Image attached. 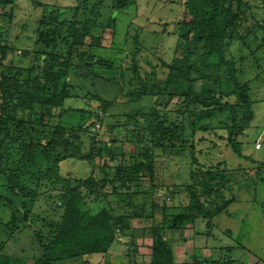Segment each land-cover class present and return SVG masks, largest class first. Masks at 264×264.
Segmentation results:
<instances>
[{
    "label": "rangeland",
    "instance_id": "rangeland-1",
    "mask_svg": "<svg viewBox=\"0 0 264 264\" xmlns=\"http://www.w3.org/2000/svg\"><path fill=\"white\" fill-rule=\"evenodd\" d=\"M188 1L136 0L134 7L116 13L117 35L110 29L105 32L93 31L94 36L101 38L102 45L107 47L105 51H97L98 55L116 63L117 69L105 76L116 78L121 93L114 99L115 103L107 114L100 110L101 104L94 100H81L77 103L71 101L69 106L84 110L81 111L84 126L95 122L92 138H95L96 147L90 148L93 155L99 149V141H103L111 144L109 150L114 148L118 155L123 152L124 156L117 155L114 160H110L109 155L104 154L101 159H94V163L66 160L60 165L63 176L68 174L77 180L94 176L99 182L107 180L104 196L91 209L92 213L110 210V202L113 208H117L114 210L115 215H123L126 211V208H118L117 202L120 199L109 183L115 178L117 167L129 166L131 153L145 151L146 146L136 145L133 133L129 131L133 128L140 130L141 127L128 122L126 115H132L142 108L147 111L151 107L146 101L139 105L131 103L129 94L142 93L143 86L147 89L160 88L157 90L159 92L165 89L169 74L167 68H162V63L170 65L174 59L183 58L188 51V42L181 38L183 34L180 26L184 18L188 19V13H194L195 9L203 12L209 10L207 0H195L187 9L185 6ZM251 6L250 16L254 17V21L250 22V26L257 25L258 29L255 31L262 40L253 39L248 49H244L240 43L233 44L227 53L228 58L236 62L237 68L244 71V77L237 74L239 82L242 85L250 84L252 89L249 93L253 101L252 120L244 123L247 116L241 113L236 123L249 124L244 133L236 139L233 135V141L229 140L231 125L224 122L227 115H222L212 121L211 131L193 135V108L187 112L183 108L186 116H179L180 108L186 104L187 99L161 95L159 101L167 108V112L174 119L179 117L185 125V139L189 148L195 145V153L189 149L181 153H157L158 169L153 183L150 182L149 174L145 173L142 185L132 188L129 193L128 190L121 191V195L125 197L133 194L132 199H126L133 203L134 211L144 204L146 207L144 217L130 223L132 234L117 231V240L105 255H92L60 264H152V227L164 223L161 217L157 219L154 215L153 219H148L145 216L151 214V204L160 207L166 205L169 214L174 208L176 211H183L187 207L190 195L184 188L191 184L193 153L195 156L197 154L202 165L224 162L231 170H241L233 173L232 179L237 181L232 192L236 202L229 206V214H218L209 228L206 221L201 219L184 235L180 232L173 234L175 264H203L202 259L216 261L224 256L222 248L231 246L235 248L234 257L239 264H264V3L262 0H254ZM76 7H80L77 0H16L14 4L0 7V74L12 78L21 74L27 78L38 60L49 52L39 44L43 16ZM104 16H108V12ZM71 19L72 15L68 17L69 23ZM91 42L90 38L86 39L87 44ZM58 53L62 54V48ZM241 57H244L243 62L240 61ZM103 68L97 71L104 72ZM219 74L220 80L224 82V70ZM258 78L263 79L259 81ZM206 82H196L195 89L200 91ZM210 83L216 89L214 78ZM84 86L83 89L92 95L89 84ZM150 91L153 92H147ZM67 121L75 124L80 120L73 117ZM26 132L21 137L24 141ZM258 139L260 150L255 148ZM9 141L4 135L0 136V264H36L44 254L37 237L50 239L61 223L62 197L68 192L52 181L51 174L48 173L50 167L41 163L38 150L42 144L33 142L32 147L36 149L29 154L26 147L29 146V141L19 142L16 148ZM237 143L242 157L232 147ZM104 152L107 153L105 149ZM18 153L20 157L15 159L14 156ZM14 160H17L16 163ZM37 184L39 187L35 189ZM19 186L25 188L24 195ZM174 187L178 190L173 197L171 189ZM143 193H152V197H146ZM13 214L15 226L10 225ZM168 216L172 218L171 215ZM229 231L232 232L231 237L226 234Z\"/></svg>",
    "mask_w": 264,
    "mask_h": 264
},
{
    "label": "trees",
    "instance_id": "trees-1",
    "mask_svg": "<svg viewBox=\"0 0 264 264\" xmlns=\"http://www.w3.org/2000/svg\"><path fill=\"white\" fill-rule=\"evenodd\" d=\"M194 1H188L187 9ZM253 1L207 0L209 10L203 12L195 9L194 13L189 12V18H184L180 26L183 34L181 38L188 42V51L183 58L174 59L170 65L162 63V68H167L169 74L163 92L157 91L160 88L147 89L143 86L142 93L129 94L131 103L139 105L146 101L151 107L147 111L142 108L132 115H126L128 122H134L141 127L140 130H129L133 133L134 143L146 147L143 153H131L129 166L117 167L115 178L110 180L109 184L114 187V193L120 199L117 202L118 208H126L124 214L118 216L114 212L117 208H113L111 202L110 210L105 209L97 214L91 211L104 196L107 180L99 182L94 176L85 180H77L68 174L63 176L60 165L66 160L94 163L104 154L114 160L118 155L114 148L108 149L111 147L110 143L103 141H99V149L93 155L90 148L96 147L95 138H92L95 122L84 126L81 115L84 110L69 104L71 101L77 103L81 100H94L101 104L100 110L104 114L110 112L115 103L114 99L121 93V87L114 76L105 74L113 73L117 67L113 60L103 59L98 55L97 51H105L107 47L102 45L101 38L94 36L93 31L105 32L110 29L117 35L116 13L134 7L136 0H77L80 4L78 8H68L62 13L53 12L43 16L39 44L43 50L49 52L44 54L46 56L43 59L38 60L27 78L21 74H16L13 78L0 74V136L4 135L15 148L19 142L29 141V146H26L29 154L36 149L32 147L33 142L42 144L38 150L41 163L50 167L48 173L51 174L52 181L68 192L62 197L61 223L50 239L37 237L44 254L36 264H60L92 255H105L116 242L117 231L122 234L132 231L130 223L144 217L146 207L144 204L134 211L133 203L126 199H132L133 194L125 197L121 195V191L128 190L129 193L132 188H138L142 185L145 173L149 174L150 182L153 183L158 169L157 153H181L188 149L195 153V145L189 148L185 139V125L179 120L186 116L183 108L186 112L193 108V135L211 131L212 121L222 115H227L224 122L231 125L229 140L233 135L236 139L244 133L249 124L236 123L241 113L247 116L244 123L252 120L253 101L249 96L252 89L250 84L242 85L239 82L237 74L244 77V71L237 68L236 62L229 59L227 53L233 44L240 43L244 49H248L253 39L262 40L255 31L258 29L257 25L250 26V22L254 21V17L250 16ZM15 2L16 0H0V7ZM107 12L108 16H104ZM70 15L72 19L69 23ZM87 38L92 42L87 44ZM61 48L62 54L59 55ZM243 60L244 57H241L240 61ZM101 67H104L105 73L97 71ZM222 70L224 82L220 80L219 73ZM212 78L215 80L216 89L210 83ZM261 79L263 78H258L259 81ZM196 82L206 83L197 91ZM86 83L94 96L83 89ZM161 95L187 99L186 104L180 108V118L171 117L170 112L159 101ZM73 117L80 121L75 124L67 121ZM90 118L91 116L88 119ZM24 132L25 141L21 138ZM236 145L239 143L232 146L234 152L242 157ZM103 149L107 153H103ZM194 153L190 170L191 184L184 188L190 195L187 207L182 212L174 208L169 214L166 205L160 207L151 204V214L145 216L148 219H153L154 215L157 219L161 217L164 223L152 227V264H175L172 251L175 241L173 234H184L188 229H193L201 219L206 221L209 228L218 214H229V206L236 202L232 192L237 181L232 179L233 173L241 170H231L224 162L202 165ZM118 156L123 157V152ZM18 157L20 153L14 156L15 159ZM16 161L14 160L15 163ZM38 187L37 184L35 189ZM19 188L24 195L25 188ZM171 190L174 197L176 188ZM151 194L143 193L146 197ZM14 215L10 223L12 226H15ZM226 234L232 236L231 231ZM222 249L223 257L210 262L202 259V263L239 264L234 257V247Z\"/></svg>",
    "mask_w": 264,
    "mask_h": 264
},
{
    "label": "built area",
    "instance_id": "built-area-1",
    "mask_svg": "<svg viewBox=\"0 0 264 264\" xmlns=\"http://www.w3.org/2000/svg\"><path fill=\"white\" fill-rule=\"evenodd\" d=\"M255 148H256V150H260L261 149L260 141L257 142Z\"/></svg>",
    "mask_w": 264,
    "mask_h": 264
},
{
    "label": "crops",
    "instance_id": "crops-1",
    "mask_svg": "<svg viewBox=\"0 0 264 264\" xmlns=\"http://www.w3.org/2000/svg\"><path fill=\"white\" fill-rule=\"evenodd\" d=\"M184 4H185V3H184ZM185 8H187V4H186ZM258 141H260V139H258L256 142H258ZM179 188H180V187H179ZM177 190H178V189L176 188V192H177ZM130 233L132 234V231H131ZM131 234H130V235H131ZM184 234H185V233H184ZM184 234H183V235H184ZM174 242H175V241H174Z\"/></svg>",
    "mask_w": 264,
    "mask_h": 264
}]
</instances>
